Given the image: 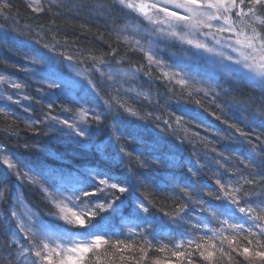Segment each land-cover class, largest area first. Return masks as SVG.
I'll return each instance as SVG.
<instances>
[{
	"label": "snow or ice",
	"instance_id": "1",
	"mask_svg": "<svg viewBox=\"0 0 264 264\" xmlns=\"http://www.w3.org/2000/svg\"><path fill=\"white\" fill-rule=\"evenodd\" d=\"M25 6L35 17L51 16L49 25L20 27L12 0H0V21H11L13 32L45 50L28 58L29 67L13 65L39 76L40 87L37 96L28 95L27 84L0 74V99L8 102L0 116L20 120L9 104L30 114L31 102L41 104L47 93L43 114L23 123L33 136H49L66 151L26 143L25 150L51 158L26 162L0 145V206H6L0 210V250L8 251L0 264H264V136L256 135L254 143L248 132L210 111L213 105L222 110L217 100L230 94L221 79L264 98V0H26ZM83 10L109 26L114 38L106 51L71 52L74 45L52 32L57 17ZM48 33L51 42H45ZM6 41L0 26V44ZM173 47L177 51L165 59L162 53ZM132 53L143 62L131 61ZM144 83L163 85L178 105L209 112L251 150L228 163L208 136L194 130L209 131L195 108L170 111L167 118L141 113V98L152 102V88L145 90ZM149 121L158 130L150 145L144 137ZM105 128L108 135L100 140ZM5 130L19 135L12 124ZM159 133L192 145L193 155L198 147L205 158L215 153V167L200 159L177 161L179 148L163 152ZM133 143L141 148L132 150ZM68 146L72 160L65 162ZM174 167L186 174L168 171ZM13 180L32 188L43 207L14 196ZM167 190L175 195L162 203L155 192ZM153 210L169 223L157 229Z\"/></svg>",
	"mask_w": 264,
	"mask_h": 264
},
{
	"label": "trees",
	"instance_id": "2",
	"mask_svg": "<svg viewBox=\"0 0 264 264\" xmlns=\"http://www.w3.org/2000/svg\"><path fill=\"white\" fill-rule=\"evenodd\" d=\"M12 3L15 6L13 11L19 12L18 20L20 27H23L24 25H31L33 28H36L37 25L48 26L52 19L49 15L35 17L26 8L25 0H12ZM0 26H2V30L7 33L6 43L0 44V70L5 71L10 76L24 77L26 73L23 74L21 70H17L13 67V65L29 67L28 58L34 56L38 51L43 52L45 50L41 45H37L33 41L28 40L25 36L18 35L13 32L12 28L15 26L11 23V21L7 23L0 21ZM109 31V26L106 24L105 20L103 18L96 17L88 10H83L79 12L78 15L73 14L70 16L57 17L56 26L52 27V32L57 33V39L63 41L66 37L68 42L74 45L71 49H69L71 52H75L77 50L87 52L89 49L96 52L101 50L106 51L107 43L111 42L114 38L109 37ZM101 35H103V40L100 39ZM45 42H51V33L46 35ZM176 51L177 49L173 47L164 51L162 54L165 59H168L170 53ZM129 59L134 62H143L142 57L138 53L129 54ZM125 67H127V65H125ZM30 76H32V74ZM143 79L144 78L142 77L141 82H143ZM220 84L223 88L229 89L230 94L228 96L221 95L218 98L217 103L221 104L222 110L216 109L213 105L210 108V111L217 112L218 115H221L222 120L234 123L237 127H240L244 131L248 132L255 143L256 135L264 136V127L261 126V121H264V116L259 114L261 111H264V107H261L264 105V98L261 97L259 91L248 89L244 85L236 84L234 82L229 83L226 82L225 79H221ZM149 86L152 88V102L141 98V100L136 104V107L141 111V113L152 112L154 115H160L167 118V114L170 111H174L177 115H180L186 109L195 108L194 105H188L183 102L178 105L175 98L169 99L170 94L166 93L164 86L159 83H154L152 85H148L146 83L143 84V88L145 90H147ZM41 99V104H36L34 102L36 118L43 114L46 110L45 105L50 102L48 95H44ZM54 102L59 105L63 102V100L54 99ZM205 107H208L207 102L205 103ZM195 111L202 114L204 124L209 128V131L205 132L204 128L194 130L199 131L202 136H208V138L214 142V146L218 149V151L224 153L230 158L228 163L235 165V157L243 155L251 150V145L246 142L245 138L239 137L235 130L229 128L227 124L222 123L220 120H216L214 116L210 115L209 112H205L203 109L195 108ZM57 113L59 114L58 108ZM122 119L127 120L132 118L123 116ZM111 120L112 117H109V120L105 123L108 124ZM9 124H12L13 129L19 132L18 136L12 135L9 131L5 130ZM146 128L147 130L144 133V137L150 145L153 143L155 133L158 132V130L155 129L153 121H149ZM213 132L218 134L213 135ZM107 135L108 130L105 128L104 133L99 137V139L103 140L107 137ZM159 136L162 138L161 143L163 152L168 153L169 148L172 145H176V147L179 148V151L174 153L177 161L192 160L193 164H195L196 160L200 159L202 163L210 164L212 167H215V153H209L208 158H205V150L202 147H198L195 149L197 155H193L194 150L192 145H179L174 137L166 133H159ZM26 143L29 145L46 147L53 153L66 151L65 145L59 143L57 140L45 135L33 136L26 127H23V125L19 124L17 121L13 122L0 116V145H4L9 153L25 160L26 162L36 161L38 159H49L41 153L35 151L34 148L25 150L23 145ZM129 147L132 150H137L141 148V145L133 143ZM67 151L69 155L65 162L72 160L70 154L72 151L71 146L67 147ZM169 155H173V153H169ZM80 162L83 163L85 161L81 160ZM128 163L129 162L125 160L121 167L127 166ZM158 171L159 174H163V170ZM168 171H174L178 175L186 174V168L174 167ZM2 172L3 167L0 166V173ZM157 174L158 172L150 173V175L153 176ZM204 179L208 184H211V180L207 176H205ZM163 187L164 186L161 185L162 189ZM16 191H19L29 204L39 205L41 208L43 207V205H40L38 194L32 188L27 185H20L18 182L13 180L11 184V192L14 194ZM155 195L156 198L163 203L166 196H172L175 195V193L171 192V190L156 191ZM2 209H6V206H2ZM153 221L157 229L169 223L168 218L164 216L162 212L155 210H153ZM165 230H167V228H165ZM137 255L139 254L137 253ZM151 255H159V253H150V256ZM7 256L8 251L6 249L0 250V259H6Z\"/></svg>",
	"mask_w": 264,
	"mask_h": 264
},
{
	"label": "rangeland",
	"instance_id": "3",
	"mask_svg": "<svg viewBox=\"0 0 264 264\" xmlns=\"http://www.w3.org/2000/svg\"><path fill=\"white\" fill-rule=\"evenodd\" d=\"M25 1H26V0H25ZM210 67H211V66H210ZM66 70H67V69H66ZM22 72H23V74L26 73V72H24V71H22ZM0 74H6V75H9V74H7L5 71H2V70H0ZM30 75H31V73H26L24 77H14V76H11V77L14 78V79H16L18 82H22V83H25V84L28 85V87H26V88L24 89V93H26V94H28V95H32V96H37L38 94H37V92H36V89H37L38 87H40V84H38L37 81L40 80V77H38V76H33V75L30 76ZM7 91H8L9 93H11V92H13L14 90H12V89H7ZM4 92H5L4 87L0 86V94H3ZM44 95H48V94L45 93ZM34 102H35V101H32V102H31V106H32V108H33V111H32L30 114H29V113H25V112L23 111V109L20 108L19 106H16V105H10V104H9L10 109H11L12 111H14L18 116L21 117V119H20V120H17V122H18L19 124L23 125V127H25V125H24V123H23V120H24L25 118H28L29 116H31V118H33V119L36 118V116H35V109H34ZM6 103H8V102H6V101L0 99V107H4V106L6 105ZM23 103H24L25 105H28V104H29L28 101H24ZM59 114H61V113H59ZM41 154H42L43 156H45V154H43V153H41ZM45 157H46V156H45ZM49 159H51V158H49ZM17 186H18V185H17ZM13 195L15 196V195H22V194H21L19 191H16ZM0 210H3V209H2V206H0Z\"/></svg>",
	"mask_w": 264,
	"mask_h": 264
}]
</instances>
